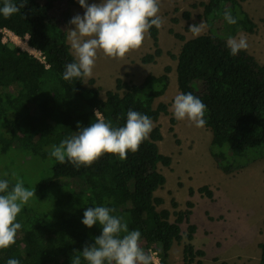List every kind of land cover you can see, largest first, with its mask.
I'll return each instance as SVG.
<instances>
[{
    "label": "trees",
    "instance_id": "obj_1",
    "mask_svg": "<svg viewBox=\"0 0 264 264\" xmlns=\"http://www.w3.org/2000/svg\"><path fill=\"white\" fill-rule=\"evenodd\" d=\"M242 1L200 2L211 33L189 39L173 33L183 41L176 55L178 89L191 92L207 106L204 119L212 132L210 153L224 173L242 167L255 156L264 157V64L247 50L233 56L226 46L228 35L240 29L252 31ZM12 2L19 6L21 0ZM3 3L0 0V7ZM71 6L81 7L78 0H27L25 7L10 18L0 14V29L27 36V44L44 56L41 61L21 46L3 42L0 31V161L7 162L0 164V179L8 180L11 189L16 182L12 174L16 173L37 197L18 214L22 228L13 245L0 249V264H7L10 258L20 264H72V256L101 235L98 223L92 228L82 223L84 211L95 206L115 208L112 214L123 217L130 231H140V245L151 254L152 264L153 257L160 264H168L173 243L183 238V262L202 264L200 257L205 251L192 244L196 225L189 222L194 203L189 199L185 210H175L173 221L168 208L157 209L163 198L155 191L166 181L158 165L169 166L172 161L159 151L157 143L162 134L158 125L139 150L129 151L123 160L106 153L91 166L76 169L71 163L60 164L49 158L52 145L100 119L121 127L129 109L149 116L152 123L161 113H168L166 103H153L168 86L169 65L159 75L147 74L140 83L116 78L114 89L106 90L104 98L93 78L88 79V85L85 79H63L65 66L75 62L67 39ZM225 11L232 13L236 24L224 19ZM220 25L226 35L217 31ZM148 34L154 52L145 54L142 61L154 62L162 53L158 28L152 26ZM198 191L213 197L207 185ZM193 193L189 187V196ZM171 205L178 206L174 198ZM184 220L189 222L185 236L180 226ZM258 246V264H264V234ZM82 264L87 262L82 260Z\"/></svg>",
    "mask_w": 264,
    "mask_h": 264
},
{
    "label": "rangeland",
    "instance_id": "obj_2",
    "mask_svg": "<svg viewBox=\"0 0 264 264\" xmlns=\"http://www.w3.org/2000/svg\"><path fill=\"white\" fill-rule=\"evenodd\" d=\"M205 1L207 0H160L159 16L163 23L158 28V45L162 50L161 55L156 56L154 62L142 61L145 54L154 52L152 39L147 32L142 46L131 50L124 58L113 59L98 50L91 78L95 80L94 85L100 88L101 98H104L106 90L114 89L116 78L140 83L147 74L159 75L166 65L171 67L168 86L164 94L153 103L154 106L158 102L167 104L168 113H161L153 125H158L162 134V139L157 143L159 151L172 159L169 166L158 165V170L164 174L166 181L155 191L156 196L163 198V203L157 209L168 208L171 211L170 220L173 221L175 210H185L189 199L194 203L189 222L196 225L192 244L205 251L200 257L202 264H258V244L264 234V157L255 156L242 167L224 173L217 167L210 153L211 130L205 125L196 127L187 119L177 120L173 114L174 97L181 93L176 80V55L183 43L173 33H180L189 39L196 36L188 30L189 27L201 22L203 28L200 34L211 33L209 24L202 16L203 6L200 2ZM99 2L100 0H90L88 4ZM242 6L251 18L252 31L240 29L233 35H228L227 40L229 37H246V50L264 64V0H244ZM70 12L72 19L77 14L83 16L85 9L71 6ZM186 13H189L188 16H185ZM71 29H75V25L69 22V44ZM217 31L224 33L221 25ZM220 37L225 39V36ZM5 38L7 42L15 43L37 55L27 44L25 37L5 33ZM71 52L74 55L72 48ZM88 79L85 78L86 85ZM0 164L4 166L7 162L0 161ZM36 174L38 177L42 176V172ZM202 185H207L212 190V198L198 191ZM189 187L194 189L192 196L188 194ZM173 198L178 203L176 208L171 205ZM189 222L184 220L180 224L183 236ZM185 241L183 238L180 242L173 243L168 264H185L182 250ZM153 260L155 264H160L156 257Z\"/></svg>",
    "mask_w": 264,
    "mask_h": 264
},
{
    "label": "clouds",
    "instance_id": "obj_3",
    "mask_svg": "<svg viewBox=\"0 0 264 264\" xmlns=\"http://www.w3.org/2000/svg\"><path fill=\"white\" fill-rule=\"evenodd\" d=\"M78 2L85 12L83 16L77 14L70 21L75 25L68 37L75 62L65 66L63 79L66 81L91 78L98 50L113 59L124 58L131 50L142 46L145 34L152 26L159 28L163 23L159 16L160 0ZM26 4L27 0H21L19 6L12 0H4L0 14L6 19L10 18ZM223 15L229 24L237 23L230 11H225ZM202 26V22L193 24L188 30L199 35ZM226 46L235 56L247 49V39L244 36L239 39L229 37ZM172 108L177 120L187 119L196 127H203L206 123L204 116L207 106L191 92L177 94ZM153 128L149 116L129 109L124 126L114 127L111 121L100 119L83 127L77 135L52 145L49 158H54L60 164L71 163L76 169L91 166L106 153L118 155L123 160L129 151L135 153L139 150ZM12 175L16 182L11 189L8 180L0 179V249H7L16 242L17 232L22 228L17 216L36 197L34 190L26 188L18 174ZM115 211V208L107 206L88 207L84 211L82 223L88 228L98 223L102 232L95 238L94 244L84 246L82 252L77 251L72 256V264H82V260L87 264H152L151 254L140 245V231H130L123 217L112 214ZM7 264H20V261L10 258Z\"/></svg>",
    "mask_w": 264,
    "mask_h": 264
},
{
    "label": "built area",
    "instance_id": "obj_4",
    "mask_svg": "<svg viewBox=\"0 0 264 264\" xmlns=\"http://www.w3.org/2000/svg\"><path fill=\"white\" fill-rule=\"evenodd\" d=\"M0 31L2 32V41L3 42H7V40H6V38H5V33H11V34H13V35H15L16 37H19V36H17L15 33H13L11 30H9V29H7V28H1L0 29ZM19 38H21V37H19ZM25 38H26V40H27V36H25ZM12 42H13V39H12ZM34 49V48H33ZM35 50V52H37V55L34 53V52H31V53H34L35 55H36V57L38 58V59H40L41 61H44V56L42 55V53L39 51V50H36V49H34ZM33 54V55H34ZM34 55V56H35Z\"/></svg>",
    "mask_w": 264,
    "mask_h": 264
},
{
    "label": "bare ground",
    "instance_id": "obj_5",
    "mask_svg": "<svg viewBox=\"0 0 264 264\" xmlns=\"http://www.w3.org/2000/svg\"><path fill=\"white\" fill-rule=\"evenodd\" d=\"M203 28V27H202Z\"/></svg>",
    "mask_w": 264,
    "mask_h": 264
}]
</instances>
